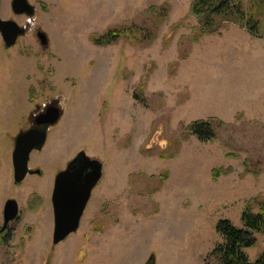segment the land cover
I'll use <instances>...</instances> for the list:
<instances>
[{"label": "rangeland", "instance_id": "rangeland-1", "mask_svg": "<svg viewBox=\"0 0 264 264\" xmlns=\"http://www.w3.org/2000/svg\"><path fill=\"white\" fill-rule=\"evenodd\" d=\"M28 1L31 18L0 0L1 19L30 22L13 47L0 34V264H219L218 221L243 228L264 200V0L242 1L257 33L221 21L204 36L193 0ZM113 29L127 33L95 42ZM50 104L62 118L29 162L42 175L16 183V138ZM207 119L216 136L202 142L189 125ZM82 151L103 176L79 230L55 245V178ZM10 199L20 213L2 231Z\"/></svg>", "mask_w": 264, "mask_h": 264}, {"label": "water", "instance_id": "water-1", "mask_svg": "<svg viewBox=\"0 0 264 264\" xmlns=\"http://www.w3.org/2000/svg\"><path fill=\"white\" fill-rule=\"evenodd\" d=\"M11 7L17 15L25 14L31 17L35 13V7L28 0H12ZM25 33L26 29L17 22L0 18V34L6 47H13L19 36ZM37 37L42 46H48V38L44 32L38 31ZM62 114L58 105L45 106V109L34 119L36 127L39 128H31L17 136L12 153L16 183L23 182L28 175H42L41 170H32L29 167L30 157L33 151H41L44 148L50 128L60 121ZM102 176L103 164L97 159L90 158L83 151L69 163L65 170L57 174L52 194L53 243L55 245L79 230L92 193ZM3 212L2 231H5L8 224L19 217L18 202L13 199L8 200ZM153 264H155V258Z\"/></svg>", "mask_w": 264, "mask_h": 264}, {"label": "trees", "instance_id": "trees-1", "mask_svg": "<svg viewBox=\"0 0 264 264\" xmlns=\"http://www.w3.org/2000/svg\"><path fill=\"white\" fill-rule=\"evenodd\" d=\"M243 0H193L191 13L199 19L200 35L217 33L221 28V21L233 22L252 34L258 32V22L247 16L242 6ZM221 18L220 20H217ZM127 30L113 29L103 36L96 38L100 45H109L126 35ZM137 98V97H136ZM214 119L197 120L189 125V131L202 142L214 140L216 136ZM216 176L219 173H216ZM243 228L235 226L230 220L222 219L217 223V232L222 242L217 244L211 256L219 264H264V252L255 261H251L246 249L257 243V234L264 235V200L259 203L258 211L254 212L248 204L241 214ZM85 256L82 257V259ZM153 257L147 264H153Z\"/></svg>", "mask_w": 264, "mask_h": 264}, {"label": "crops", "instance_id": "crops-1", "mask_svg": "<svg viewBox=\"0 0 264 264\" xmlns=\"http://www.w3.org/2000/svg\"><path fill=\"white\" fill-rule=\"evenodd\" d=\"M148 256L149 255H147L145 258H144V256H139L140 258H126V259H124V260H119V264H128V262L129 261H131L130 262V264H144V262L146 261V259L148 258Z\"/></svg>", "mask_w": 264, "mask_h": 264}, {"label": "flooded vegetation", "instance_id": "flooded-vegetation-1", "mask_svg": "<svg viewBox=\"0 0 264 264\" xmlns=\"http://www.w3.org/2000/svg\"><path fill=\"white\" fill-rule=\"evenodd\" d=\"M17 15V14H16ZM27 16V17H30V16H28V15H25V14H22V15H18V16ZM32 17V16H31ZM30 17V18H31ZM22 27V26H21ZM22 28H25L26 29V33L29 31V29H30V22L27 24V26H24V27H22ZM25 33V34H26ZM25 34H23V35H21V36H24ZM21 36H19V38L21 37ZM2 37V36H1ZM35 119V118H34ZM31 128H39V127H36V125H35V121H33V124L31 125ZM30 128V129H31ZM75 159V158H74ZM73 159V160H74ZM70 163V162H69ZM69 163L67 164V166L69 165ZM67 166H66V168H67ZM5 208V207H4ZM15 221V220H14ZM13 222V221H12Z\"/></svg>", "mask_w": 264, "mask_h": 264}]
</instances>
